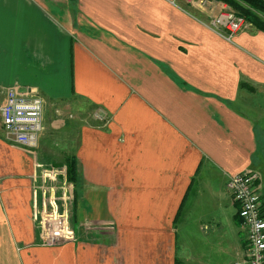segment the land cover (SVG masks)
Listing matches in <instances>:
<instances>
[{
    "label": "crops",
    "instance_id": "crops-1",
    "mask_svg": "<svg viewBox=\"0 0 264 264\" xmlns=\"http://www.w3.org/2000/svg\"><path fill=\"white\" fill-rule=\"evenodd\" d=\"M185 2L0 0V104L33 88L45 105L82 98L106 115L80 128L73 236L58 242L36 188L53 161L40 141L32 153L11 144L0 119V264H175L180 231L187 248L244 257L227 181L254 173L264 201V31L229 41L195 11L223 2Z\"/></svg>",
    "mask_w": 264,
    "mask_h": 264
},
{
    "label": "built area",
    "instance_id": "built-area-1",
    "mask_svg": "<svg viewBox=\"0 0 264 264\" xmlns=\"http://www.w3.org/2000/svg\"><path fill=\"white\" fill-rule=\"evenodd\" d=\"M247 25L246 18L225 6L211 18V27L230 41ZM44 109L45 100L38 90L8 88L0 104L5 139L28 152L36 151L44 129ZM93 117L98 121L106 120L100 109ZM39 167L36 188L42 195L40 215L44 237L49 242L69 239L73 236L69 201L73 198L74 184L68 180L67 165L42 163ZM227 189L237 205L245 232V255L233 264H264V201L257 176L252 172L233 174L227 181Z\"/></svg>",
    "mask_w": 264,
    "mask_h": 264
},
{
    "label": "rangeland",
    "instance_id": "rangeland-1",
    "mask_svg": "<svg viewBox=\"0 0 264 264\" xmlns=\"http://www.w3.org/2000/svg\"><path fill=\"white\" fill-rule=\"evenodd\" d=\"M178 1L183 7L188 8V4L185 0ZM217 1L223 2L218 11L225 6L227 9L234 10L241 16H243L242 14L244 13H254L264 20V12L255 10L245 1L239 0L235 4H230L223 0ZM191 9L195 10L196 8L192 7ZM195 11H197V15L203 23L211 26L212 16L210 17L207 13L199 12L197 9ZM254 26L255 25L248 21V25L245 29L248 30L254 28ZM93 113V107L82 98H76V100L72 102L69 101L59 104L47 103L44 109V129L39 139L41 149L38 148L37 151L42 150V152L48 155L44 156L46 161H53L57 163L55 165H61L67 156L75 152L79 143L80 128L83 124L93 122L91 120ZM263 124L264 119L261 123L259 122L257 124L260 138L263 137L264 133V130H262ZM73 195H75V193ZM185 234L189 235L183 231H180L179 234L180 264H233L235 261L237 252L234 251L230 245H227L226 249L215 248V243L211 241L196 240L191 242L195 243L194 246L187 248L184 245L186 241L183 240ZM237 241L231 243L237 244Z\"/></svg>",
    "mask_w": 264,
    "mask_h": 264
},
{
    "label": "trees",
    "instance_id": "trees-1",
    "mask_svg": "<svg viewBox=\"0 0 264 264\" xmlns=\"http://www.w3.org/2000/svg\"><path fill=\"white\" fill-rule=\"evenodd\" d=\"M230 4H235L239 0H223ZM247 2L252 8L258 11L264 12V2L263 0H242ZM249 22H251L253 25H255L260 30L264 31V20L259 18L254 13H244L242 14ZM53 165L57 164L56 162H52ZM62 164L67 165V177L70 182L74 184L75 188V198L81 193V176H80V167H79V161L77 156L73 153L70 156H67L66 159H64V162ZM61 164V165H62ZM235 219L237 224L241 225V217L239 216V213L236 212ZM175 264H180V261L177 259Z\"/></svg>",
    "mask_w": 264,
    "mask_h": 264
}]
</instances>
